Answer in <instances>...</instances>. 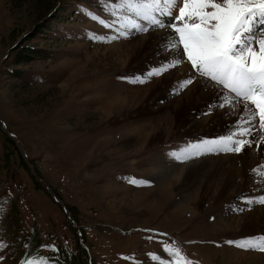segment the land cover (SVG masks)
I'll return each instance as SVG.
<instances>
[{
	"label": "rangeland",
	"instance_id": "obj_1",
	"mask_svg": "<svg viewBox=\"0 0 264 264\" xmlns=\"http://www.w3.org/2000/svg\"><path fill=\"white\" fill-rule=\"evenodd\" d=\"M125 16L144 23L112 0H0V264L254 262L264 251L238 245L264 243V203L247 202L264 196L263 161L219 202L225 177L190 175L207 156L242 160L207 150L241 137L191 98L173 105L190 84L177 66L150 75L172 59L161 29L119 36Z\"/></svg>",
	"mask_w": 264,
	"mask_h": 264
},
{
	"label": "snow or ice",
	"instance_id": "obj_2",
	"mask_svg": "<svg viewBox=\"0 0 264 264\" xmlns=\"http://www.w3.org/2000/svg\"><path fill=\"white\" fill-rule=\"evenodd\" d=\"M112 7L114 13L117 8H128L144 22L138 23L132 16H125L116 29L119 36L126 37L132 31L170 30L165 49L172 59L153 69L150 75H160L186 62L190 65L192 76L183 80L181 87L191 84L194 78H203L213 87L224 90V103L216 107L224 108L225 104L234 107L231 103L234 99L235 106L242 105L248 113L237 124L241 139L221 137L219 139L226 143L222 147H209L208 151L223 150L239 154L253 144L264 145V135H260L264 133V0H112ZM162 17H173L174 22L165 23ZM105 27L111 28L112 25L105 24ZM214 111L215 107L209 106L204 115ZM252 131L260 135L259 141L245 138ZM196 154H200L199 146H196ZM252 171L255 173L256 169ZM247 202L264 203V196ZM261 239L264 241V238ZM238 246L259 247L264 251V243ZM165 251L173 256L179 253L178 249L172 251L167 245ZM26 264L35 262L27 260ZM177 264L191 262L183 259Z\"/></svg>",
	"mask_w": 264,
	"mask_h": 264
},
{
	"label": "bare ground",
	"instance_id": "obj_3",
	"mask_svg": "<svg viewBox=\"0 0 264 264\" xmlns=\"http://www.w3.org/2000/svg\"><path fill=\"white\" fill-rule=\"evenodd\" d=\"M165 33L166 32L164 30L156 31L157 37L164 36V38L159 42V45L163 49H165V41H166V37H167L168 32L166 34ZM153 35L154 34L151 33V35H149V37L152 36L153 41L157 42L156 38H154ZM173 73H175L174 77H173V80H175V81L177 80V78L179 80L183 81V80L188 79L190 76H192V72L190 71V69L186 65V63L178 65L177 70L173 71ZM153 86H154V84H152L150 87L152 88ZM224 95L225 94L222 90H220L219 88L213 87L212 84H208L207 81L197 77V78L193 79L192 83L190 85H188V88L185 90V92H183V94L180 95V99L176 100V103H174L173 105H177L178 107H180V106L184 105L187 100H189L191 98V99H193V100H191V102H193L194 108L200 109L201 111H208L209 106H213V107H215V111L213 112V114L206 115L205 117H202L200 122L203 123L204 121H207L209 119L211 120L214 118V120H211V122L212 121H218L220 126L222 125L224 127V128H221L222 126L221 127L218 126L219 130L217 131V133L222 134V133H228V132H233V131H235V133H238L236 130L237 128H235V126H237V124L242 120V118L246 117L248 115V113L246 111H244L242 105L235 106L236 101H234V100L231 101V103H232V105H234V107H229V106L228 107L225 106L224 108L216 107V105L224 103ZM225 105H227V104H225ZM164 121H167V119H164ZM257 124H258V118H257ZM254 132L257 133L256 131H254ZM223 135L225 136L228 134H223ZM256 136H257V134L250 135L249 139H251L253 141H259L260 137L258 139L257 138L255 139ZM225 143H226L225 141H220V144H221L220 146L222 147ZM254 146H256V147H254ZM253 148L257 149L256 152H254ZM259 159H260V162H259ZM225 161H228V163L229 162L230 163L228 165L229 173L226 172L227 175L224 176V173H221V167H223V165L225 164L224 163ZM250 161L255 162L257 164V166L259 165V167H260V164L262 161L264 164V145L258 146L256 144H253V146L251 148L245 149L244 158L242 160H238V158L234 157L233 154L229 155L228 153H226L223 156H214V157H208L207 156V157H205V159H201V161H196V162L187 164V167L189 168L191 165L197 164V167L194 170L193 169L190 170L191 176H193V174L197 171H204V173H206V175L208 176V172L210 170L209 174H211L215 178H217V177L219 178V176L226 178V182L223 183V186L221 187L220 192L218 194L220 197H217V199H215V201L219 202L223 192L226 189H228L229 187H231V185L233 186L232 173L236 172L235 174L239 175V173H241L240 172L241 166H244V165L247 166V164L249 165ZM231 162L233 164H231ZM235 167H236V169H235ZM238 167H240V168L238 169ZM245 168H247V167H245ZM184 169H186V168H184ZM255 177H253L254 180L256 179ZM249 179H252V178L250 177V178H248V180ZM244 182H245V180H243L241 178L240 183H244ZM220 185H222V184H220ZM233 188H234V190H233L234 192H237V189L238 190L240 189V187H238V186L233 187ZM233 194H235V193H232L229 197L233 196ZM246 223H247V221L244 222V224H243L244 226L242 225V228H248ZM257 226L258 225H255L253 227H257ZM243 230L244 229H242V231ZM257 231H259V230H257ZM262 255H264V254H256V255H254V258H255L254 262H253V260H251V263L249 261H247L244 264H264V258L262 257Z\"/></svg>",
	"mask_w": 264,
	"mask_h": 264
},
{
	"label": "trees",
	"instance_id": "obj_4",
	"mask_svg": "<svg viewBox=\"0 0 264 264\" xmlns=\"http://www.w3.org/2000/svg\"><path fill=\"white\" fill-rule=\"evenodd\" d=\"M44 27H46V25H44ZM23 59V58H22ZM21 60H18L17 62H20Z\"/></svg>",
	"mask_w": 264,
	"mask_h": 264
}]
</instances>
